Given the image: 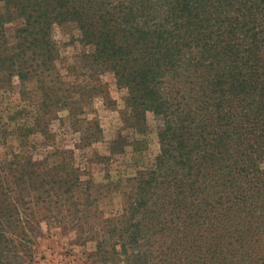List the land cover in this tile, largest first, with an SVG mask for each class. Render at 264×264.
Returning a JSON list of instances; mask_svg holds the SVG:
<instances>
[{"label": "trees", "instance_id": "16d2710c", "mask_svg": "<svg viewBox=\"0 0 264 264\" xmlns=\"http://www.w3.org/2000/svg\"><path fill=\"white\" fill-rule=\"evenodd\" d=\"M0 2V83H50L52 27L70 23L92 47L85 64L127 90L123 123L161 122L151 168L119 181L124 206L94 236L95 264H264V0ZM58 156L70 162L0 164V264H34L20 206L80 210L86 182Z\"/></svg>", "mask_w": 264, "mask_h": 264}, {"label": "rangeland", "instance_id": "374dc122", "mask_svg": "<svg viewBox=\"0 0 264 264\" xmlns=\"http://www.w3.org/2000/svg\"><path fill=\"white\" fill-rule=\"evenodd\" d=\"M19 23L10 24L9 31ZM52 37L57 59L50 83L39 76L23 86L15 78L0 83V164L27 157L53 166L63 161L58 155L71 154V165L86 182L80 210L70 203L49 209L44 203L20 206L22 216L30 218L24 253L32 256L34 264H95L94 236L107 230L104 220L118 216L124 206L125 186L119 181L151 168L160 153L157 129L161 122L148 112L139 114L145 120L142 131L124 124L121 115L129 110L127 90L117 86L111 73L95 72L89 67L91 61L85 64L92 47L76 26L54 24ZM92 90L102 94L94 96ZM94 121L99 122V134ZM120 135L128 143L120 139L121 151H112ZM49 166L43 167V177L51 174ZM18 231L14 233L21 235Z\"/></svg>", "mask_w": 264, "mask_h": 264}]
</instances>
